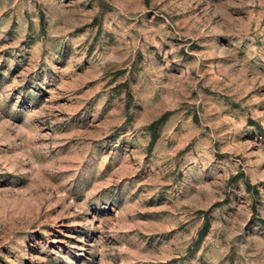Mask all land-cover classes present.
Segmentation results:
<instances>
[{"label": "rangeland", "instance_id": "obj_1", "mask_svg": "<svg viewBox=\"0 0 264 264\" xmlns=\"http://www.w3.org/2000/svg\"><path fill=\"white\" fill-rule=\"evenodd\" d=\"M0 264H264V0H0Z\"/></svg>", "mask_w": 264, "mask_h": 264}, {"label": "trees", "instance_id": "obj_2", "mask_svg": "<svg viewBox=\"0 0 264 264\" xmlns=\"http://www.w3.org/2000/svg\"><path fill=\"white\" fill-rule=\"evenodd\" d=\"M164 119H165V117H162V118H160V119L154 121V122L150 125V129H152L153 132L156 133V131H157L156 128H157L158 124L161 123ZM156 139H157V135L154 134V137H153V140H152V141H155ZM205 231H206V230H204L203 232H201V234H200V236H199V239L196 241V244H199V243L201 242V240H202V238H203V236H204V234H205Z\"/></svg>", "mask_w": 264, "mask_h": 264}]
</instances>
